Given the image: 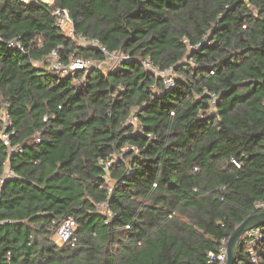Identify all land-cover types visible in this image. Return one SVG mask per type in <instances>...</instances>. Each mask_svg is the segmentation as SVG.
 I'll use <instances>...</instances> for the list:
<instances>
[{"label": "trees", "instance_id": "16d2710c", "mask_svg": "<svg viewBox=\"0 0 264 264\" xmlns=\"http://www.w3.org/2000/svg\"><path fill=\"white\" fill-rule=\"evenodd\" d=\"M56 9L127 57L48 68L55 49L64 65L104 58L55 26ZM4 104L17 149L0 141V264H209L264 199V0H0ZM66 218L76 241L58 246ZM258 228L234 264H264Z\"/></svg>", "mask_w": 264, "mask_h": 264}, {"label": "built area", "instance_id": "2783aa9c", "mask_svg": "<svg viewBox=\"0 0 264 264\" xmlns=\"http://www.w3.org/2000/svg\"><path fill=\"white\" fill-rule=\"evenodd\" d=\"M23 3H29L31 0H20ZM47 3H50L52 0H42ZM55 15V26H57L61 32L70 40L76 42L80 47L93 48L103 55V59H115L114 65H119L124 58L127 56L121 52H109L103 45H101L97 40L87 38L82 34H77L74 30L72 19L70 18L68 12L64 9H56L54 11ZM8 46H16L19 50L23 51V46L17 40L8 42ZM49 65L53 71L59 73H66L70 70H88L93 67V61L85 58L72 57L67 65L62 63L58 49L53 50L49 57ZM141 65L146 70L151 71L155 76L159 77L162 80L164 86L169 87L172 85L173 80L171 76V68L161 69L158 66L154 65L150 60L146 59L141 62ZM98 68V67H97ZM213 102V99L212 101ZM134 119V121H133ZM131 122L135 123V118H131ZM15 133L12 120L6 109V105L0 106V141L6 147L7 153H11L16 150L17 147L11 144V136ZM36 141H39V138H36ZM130 150H136L135 147H129ZM103 163V168L107 172L110 166L111 160L106 158L101 161ZM12 175V171L9 168L6 169L5 174L0 176V190L4 182L5 176ZM255 208L264 211V199L255 203ZM99 209L102 212H107L110 215L109 211L105 210L106 206L104 203L99 204ZM128 227V226H127ZM76 223L72 218L63 219L58 226L56 227L52 239L56 245L62 246L65 244L74 245L76 241L75 236ZM245 240L253 245L255 240L260 237V230L258 227L252 228L246 231L243 236ZM226 242L227 240L222 239L221 245L217 252H210L208 254L209 264H225L226 260Z\"/></svg>", "mask_w": 264, "mask_h": 264}, {"label": "water", "instance_id": "95a60500", "mask_svg": "<svg viewBox=\"0 0 264 264\" xmlns=\"http://www.w3.org/2000/svg\"><path fill=\"white\" fill-rule=\"evenodd\" d=\"M264 222V211L254 213L247 216L241 223H239L226 242V260L225 264H234L236 259V250L240 238L243 234L255 227H258Z\"/></svg>", "mask_w": 264, "mask_h": 264}, {"label": "rangeland", "instance_id": "374dc122", "mask_svg": "<svg viewBox=\"0 0 264 264\" xmlns=\"http://www.w3.org/2000/svg\"><path fill=\"white\" fill-rule=\"evenodd\" d=\"M115 59H103L102 61H93V67H98L100 69H109L115 64ZM134 121V119H133ZM7 169V167H6Z\"/></svg>", "mask_w": 264, "mask_h": 264}]
</instances>
